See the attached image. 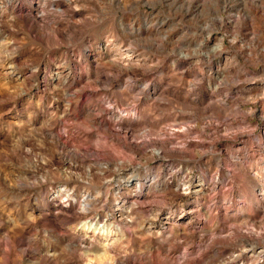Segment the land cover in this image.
<instances>
[{
	"label": "rangeland",
	"instance_id": "1",
	"mask_svg": "<svg viewBox=\"0 0 264 264\" xmlns=\"http://www.w3.org/2000/svg\"><path fill=\"white\" fill-rule=\"evenodd\" d=\"M0 264H264V0H0Z\"/></svg>",
	"mask_w": 264,
	"mask_h": 264
},
{
	"label": "bare ground",
	"instance_id": "2",
	"mask_svg": "<svg viewBox=\"0 0 264 264\" xmlns=\"http://www.w3.org/2000/svg\"><path fill=\"white\" fill-rule=\"evenodd\" d=\"M89 197V195H87V198ZM88 203H86V205H87ZM86 205H84V207H86Z\"/></svg>",
	"mask_w": 264,
	"mask_h": 264
}]
</instances>
